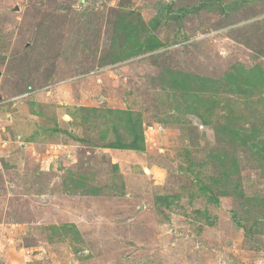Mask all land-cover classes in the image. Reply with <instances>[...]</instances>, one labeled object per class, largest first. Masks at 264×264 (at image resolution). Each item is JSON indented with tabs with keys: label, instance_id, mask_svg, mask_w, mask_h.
Returning a JSON list of instances; mask_svg holds the SVG:
<instances>
[{
	"label": "rangeland",
	"instance_id": "374dc122",
	"mask_svg": "<svg viewBox=\"0 0 264 264\" xmlns=\"http://www.w3.org/2000/svg\"><path fill=\"white\" fill-rule=\"evenodd\" d=\"M0 264H264V0H0Z\"/></svg>",
	"mask_w": 264,
	"mask_h": 264
},
{
	"label": "trees",
	"instance_id": "16d2710c",
	"mask_svg": "<svg viewBox=\"0 0 264 264\" xmlns=\"http://www.w3.org/2000/svg\"><path fill=\"white\" fill-rule=\"evenodd\" d=\"M124 40H125V41H128L127 37H124ZM147 45H148V43H147ZM148 46H149V45H148ZM154 46H156V44L154 45V44L151 43V46H150V47H154ZM131 53H133V52H131Z\"/></svg>",
	"mask_w": 264,
	"mask_h": 264
}]
</instances>
